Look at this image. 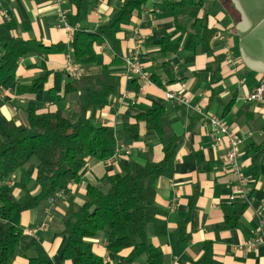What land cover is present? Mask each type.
I'll list each match as a JSON object with an SVG mask.
<instances>
[{"label":"crops","instance_id":"obj_1","mask_svg":"<svg viewBox=\"0 0 264 264\" xmlns=\"http://www.w3.org/2000/svg\"><path fill=\"white\" fill-rule=\"evenodd\" d=\"M124 1L92 0L87 21L78 24L76 8L67 0L61 4L55 0H0V30L6 29L15 38L36 41L44 46L68 44L71 40L60 20V10L66 12L70 26L96 31L112 19ZM192 2L193 6H189L184 0H147L142 13L126 28L130 36L122 42L120 53L110 43H102L96 47V66L78 67L77 72L79 76L98 74L103 66H109L110 72L121 79L119 96L99 113L98 124L121 131L126 125L137 122L134 116L158 104L174 120V133L183 137L173 177H152L148 181V185L156 190V203L162 210L157 218L166 223L168 229L163 239L152 236V241L164 252L165 264H191V261L199 260L207 242L212 243L214 258L222 264H264V244L256 249H246L259 228L256 211L264 202V154L258 162L245 156V150L251 144L264 149V103L246 100L264 82V76L249 70L241 60L239 39L235 36L239 13L231 2L204 0L203 6L199 5L200 0ZM196 16L209 28L217 30V34L211 42H204L194 49L190 47L191 22ZM135 49L139 52V62L154 84L143 92L135 80L126 76L121 65L122 56ZM228 56L230 61H227ZM116 59L119 60L114 64ZM73 65L70 50L48 58L28 56L19 62L17 80L29 83L47 71L65 72L75 78ZM53 86L51 77L38 95H18L16 87L10 88V93L0 98L2 113L7 119L26 122L24 108L29 101H35L39 113L56 111L60 105L55 104L50 94ZM167 93L184 96L188 104L168 100ZM63 105L64 111H74L73 99ZM198 110L221 117L230 131L243 140L238 160L248 181L251 203L237 226L230 230L218 228L225 221L224 208L246 202H229L236 179L230 172H222L227 148L225 144L221 148L214 147L211 128L201 121ZM138 132V140L120 141L116 157L89 162L81 182L70 186V195L77 204L84 203L87 184H97L106 175L122 173L127 162L145 164L148 159L154 163L163 160V146L157 134L142 122L138 124ZM254 165L256 170H253ZM19 178L20 174L15 175V183ZM19 194L20 189L16 187L15 195ZM46 209L23 213L21 225L26 234L27 231L36 232L35 237L43 243L55 264H71L59 259L66 238H53L59 230L57 216L63 214V209L61 206L56 208L51 217L45 216ZM188 215L186 234L189 241L182 243L178 227ZM91 242L96 255L110 259L103 233ZM129 253V250L124 251L120 257ZM13 264H27V261L19 257Z\"/></svg>","mask_w":264,"mask_h":264},{"label":"trees","instance_id":"obj_2","mask_svg":"<svg viewBox=\"0 0 264 264\" xmlns=\"http://www.w3.org/2000/svg\"><path fill=\"white\" fill-rule=\"evenodd\" d=\"M67 1L76 8V22L85 23L92 0ZM146 2L125 0L108 23L96 31L77 29L68 44L44 46L15 38L6 29L0 30V90L16 87L18 95H38L53 77L50 94L55 104L60 105L56 111L39 113L35 101H29L24 108L26 122L20 123L7 119L0 108V264H13L19 257L27 264H55L43 243L25 233L21 217L39 208H47L45 216L51 217L60 206L63 214L57 216L59 230L53 238H66L59 256L61 262L165 264L164 252L152 241V236L163 239L168 229L157 218L162 210L156 203V190L148 181L152 177H173L177 151L183 140L174 133V120L165 108L155 104L134 116L135 124L117 131L96 122L99 113L120 94L121 79L110 72L109 66H103L98 74L75 78L65 72L47 71L29 83L18 82L16 75L19 62L32 55L48 58L70 50L76 66L89 68L96 66V47L102 43H110L119 54L122 42L130 36L126 28L142 13ZM203 3L200 0L199 5ZM237 18L239 22V15ZM216 34L217 30L196 16L191 22L190 47L195 49L211 42ZM125 56L121 58L122 66ZM71 99L74 111L68 113L61 107ZM141 122L157 134L163 146V160L154 163L148 159L145 164L127 162L122 173L106 175L97 184H87L84 203L77 204L70 195V186L81 182L90 161H107L117 154L120 141L138 140ZM263 154L264 149L255 144L245 150V156L255 158L256 162ZM256 169L254 165L253 170ZM17 174L20 178L15 183ZM16 187L20 189L19 196L15 195ZM248 207V203L225 207V221L218 228H235ZM188 223L189 215L178 227L182 243L189 241ZM101 233L109 260L93 251L91 241ZM212 246L211 242L205 243L203 256L191 264H222L214 258ZM127 250L128 256L120 257Z\"/></svg>","mask_w":264,"mask_h":264},{"label":"built area","instance_id":"obj_3","mask_svg":"<svg viewBox=\"0 0 264 264\" xmlns=\"http://www.w3.org/2000/svg\"><path fill=\"white\" fill-rule=\"evenodd\" d=\"M58 4L63 3L65 0H55ZM181 1V0H179ZM60 20L63 27L68 31L70 40H73L74 34L77 28L70 26L66 12L60 10ZM142 41L143 38L140 37ZM229 54V53H228ZM138 49H135L131 53L125 56L123 70L126 76L130 79L136 80L139 84V90L141 92L145 91L147 87L153 86V81L150 76L146 73L144 67L138 60ZM231 58L228 56L227 61ZM72 70L74 75H78V66L73 65ZM9 89L0 90V98L4 95H8ZM167 99L177 104L187 105L188 100L182 96L175 93H167ZM249 102H263L264 103V82L260 83L254 91L246 98ZM199 111V110H198ZM201 121L210 126V137L214 144V147L221 148L225 144L227 148L226 160L224 167L222 168L223 173L230 172L236 179L235 185L233 186L232 194L229 196V202H235L237 200H242L246 203H251L248 195V181L242 174V167L239 163V157L241 156V148L243 147V140L230 131L224 119L218 116H212L199 111ZM118 153V152H117ZM116 157V155L114 156ZM113 157V158H114ZM256 215L259 219V228L255 233V236L246 246V249H256L259 245L264 244V202H262L256 211ZM44 227V226H43ZM28 235L36 236L35 231H27Z\"/></svg>","mask_w":264,"mask_h":264},{"label":"water","instance_id":"obj_4","mask_svg":"<svg viewBox=\"0 0 264 264\" xmlns=\"http://www.w3.org/2000/svg\"><path fill=\"white\" fill-rule=\"evenodd\" d=\"M229 1L240 17L235 36L241 60L249 70L264 76V0Z\"/></svg>","mask_w":264,"mask_h":264},{"label":"rangeland","instance_id":"obj_5","mask_svg":"<svg viewBox=\"0 0 264 264\" xmlns=\"http://www.w3.org/2000/svg\"><path fill=\"white\" fill-rule=\"evenodd\" d=\"M184 3H186L189 6H193L192 0H184ZM19 180V179H18Z\"/></svg>","mask_w":264,"mask_h":264}]
</instances>
